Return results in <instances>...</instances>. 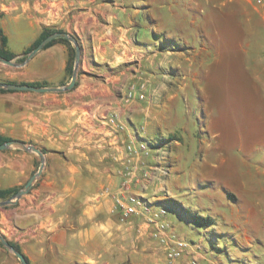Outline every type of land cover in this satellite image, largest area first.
I'll return each instance as SVG.
<instances>
[{
    "label": "rangeland",
    "instance_id": "rangeland-1",
    "mask_svg": "<svg viewBox=\"0 0 264 264\" xmlns=\"http://www.w3.org/2000/svg\"><path fill=\"white\" fill-rule=\"evenodd\" d=\"M71 1L77 11L91 8L102 31L132 28L113 64H134L124 101L135 99L152 114L149 122L135 110L129 140L119 137L125 128L116 112L105 119L117 141L98 142L92 150L91 156L96 150L105 156L100 163L108 171L98 189V180L83 179L96 189L91 201L104 203L106 211L112 207L111 215L122 223L138 218L135 234L150 233L161 247L150 264H264V109L238 79L228 48L258 41L256 23L228 0ZM58 2L54 6L67 7V0ZM72 56L74 63V47ZM207 59L214 65L202 78ZM203 82L212 93L208 106ZM113 116L116 125L109 122ZM132 197L140 204L125 216L119 202L131 204ZM177 240L186 249L171 260L167 249Z\"/></svg>",
    "mask_w": 264,
    "mask_h": 264
},
{
    "label": "crops",
    "instance_id": "crops-1",
    "mask_svg": "<svg viewBox=\"0 0 264 264\" xmlns=\"http://www.w3.org/2000/svg\"><path fill=\"white\" fill-rule=\"evenodd\" d=\"M58 1L0 0L4 49L15 55V65L0 62V82L63 87L72 76L71 42L54 39L26 61L27 53L47 29L68 32L78 38L81 46L74 88L44 92L0 88V134L33 144L45 153L43 173L30 192L16 204L0 206V230L20 248L29 264H150L161 252L158 240L147 232L135 234L138 218L129 222L131 225L122 223L111 215L112 207L106 211L104 203L92 202L91 194L96 189L83 183L85 178H95L98 189L107 176L108 169L100 163L105 156L100 150L91 156L98 142L107 145L117 141V136L106 130L105 119L116 112L119 126L128 130L124 129L125 135L119 137L129 140L133 137L129 129L135 132V110L145 112L149 122L152 118L147 106L135 99L124 101L135 76L134 64L118 68L112 59L132 28L118 26L102 31L95 24L91 8L77 11L75 2L67 0L63 9L54 6ZM228 3H233L247 22H255L256 28L251 29L261 35L258 41L250 40L245 46L233 42L228 48L237 61L238 79L244 81L264 109V4L253 0ZM23 57L25 60L20 61ZM208 60L202 78L214 65ZM199 86L208 106L212 93L204 82ZM149 122L144 123L149 126ZM40 163L35 152L0 150V189L23 186ZM141 226L145 230L147 223ZM0 264L22 263L0 247Z\"/></svg>",
    "mask_w": 264,
    "mask_h": 264
},
{
    "label": "water",
    "instance_id": "water-1",
    "mask_svg": "<svg viewBox=\"0 0 264 264\" xmlns=\"http://www.w3.org/2000/svg\"><path fill=\"white\" fill-rule=\"evenodd\" d=\"M57 38H64L70 41L74 47L75 51V60H74V67L71 79L68 84L64 85L63 87L58 88H47V87H41L37 85H31V84H18V83H4L0 82V88H5L9 90H34L39 92L44 91H65L70 90L75 87L77 79H78V72H79V64L81 60V46L78 41V38L68 32L65 31H57L54 33H51L46 38H44L37 46H35L30 52L27 53L26 61L31 59L33 56H35L39 51H41L49 42H51L54 39ZM0 62L8 64V65H15V63L12 60L5 59L2 56H0ZM19 148L25 151L35 152L37 153L41 158V163L37 169V171L32 174V176L28 179V181L10 198L5 200H0V206H7V205H13L19 202V200L28 194L30 190L32 189L34 183L36 180L41 176L43 173L44 167H45V153L38 147H36L33 144H27L23 141L19 140H8L4 143L0 144V150H6L10 148ZM0 243L11 253L16 255L18 259L21 261L22 264H29L25 255L15 248L10 241L3 236L0 233Z\"/></svg>",
    "mask_w": 264,
    "mask_h": 264
},
{
    "label": "trees",
    "instance_id": "trees-1",
    "mask_svg": "<svg viewBox=\"0 0 264 264\" xmlns=\"http://www.w3.org/2000/svg\"><path fill=\"white\" fill-rule=\"evenodd\" d=\"M57 31H59V30H56V29H47V30H45L42 34H41V36L34 42V44H33V46L29 49V52L35 47V46H37L44 38H46L48 35H50L51 33H54V32H57ZM152 36H153V34H152ZM60 39H62V40H64V41H66V42H69L70 43V41H68L67 39H64V38H60ZM53 41V40H52ZM51 42H49L48 44H50ZM5 44H6V38L2 35V30L0 29V56H2L3 58H5V59H9V60H12L14 57H15V55L14 54H12V53H10V52H7L5 49H4V46H5ZM71 44V43H70ZM72 53H73V47H71V57H70V67H69V73H70V75L72 74V72H73V56H72ZM25 60V57H23V58H21L20 59V61H24ZM8 140H11V138L10 137H6V136H3V135H1L0 134V144L1 143H4V142H6V141H8ZM20 189V187H13V188H7V189H0V199L1 200H4V199H8V198H10V197H12L18 190ZM200 219L202 220V221H208V219H206V218H202V217H200ZM203 225H205L206 224V222L205 223H202ZM10 243L15 247V248H17L18 250H20V248L17 246V245H15L14 243H12L11 241H10ZM0 245H1V243H0Z\"/></svg>",
    "mask_w": 264,
    "mask_h": 264
},
{
    "label": "built area",
    "instance_id": "built-area-1",
    "mask_svg": "<svg viewBox=\"0 0 264 264\" xmlns=\"http://www.w3.org/2000/svg\"><path fill=\"white\" fill-rule=\"evenodd\" d=\"M256 4L258 5H263L264 4V0H253ZM133 95V90H131L128 94L129 97H131ZM141 97H144V95H140ZM109 122L113 125H116V118L113 116L109 119ZM130 149H132L131 146H129ZM141 148L142 149H146L147 146L145 145V143H142L141 144ZM164 173H167L166 171H164ZM140 204L139 201H137L135 198H131V204H125L123 202H119V205H120V208H121V211L123 212V214L125 216H128L130 214H133L134 212L137 211V207L138 205ZM155 235H158L157 233H155ZM186 243L182 240H177L172 246H169L168 247V257L171 259V260H174V259H178L180 258L185 249H186Z\"/></svg>",
    "mask_w": 264,
    "mask_h": 264
}]
</instances>
